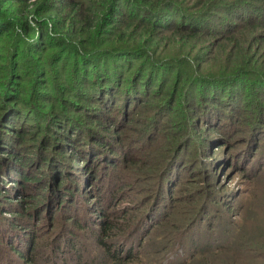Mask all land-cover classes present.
<instances>
[{"label": "trees", "instance_id": "obj_1", "mask_svg": "<svg viewBox=\"0 0 264 264\" xmlns=\"http://www.w3.org/2000/svg\"><path fill=\"white\" fill-rule=\"evenodd\" d=\"M36 1L14 0L22 6L17 12L19 33L10 31L16 25L11 22L5 31L14 46L5 54L12 52V58L20 59L19 65H2L4 75L19 66V75L8 78L19 88L12 96L0 84V181L16 174L17 185L46 191V203L54 198L61 207L73 194L74 183L65 186L70 173L62 172L64 162L50 152L64 142L86 154L79 164L102 156L106 166L101 170L111 172L108 182L122 189L125 175L151 168L150 160L160 161V144L171 140L190 144L192 126L208 130L212 123H227L232 128L233 113L248 104L246 89L258 88L264 100V0H43L46 16L39 20L41 8L32 10ZM248 26L253 31H244ZM172 37L181 41L173 47L177 50L168 46ZM218 58L224 67L211 72ZM7 60L5 55L3 61ZM58 70L69 78V88L59 87ZM48 76L50 82L44 84L41 79ZM93 104L104 111L96 114ZM253 105L258 109L255 122L264 127L263 102ZM15 115L27 126L19 122L13 132L8 121ZM171 126L177 127L175 133ZM49 128L57 130L56 137L44 135ZM160 129L165 132L159 143L151 141ZM137 130L142 133L134 140ZM107 133L111 140L124 142L108 143ZM152 144L158 145L154 152ZM105 146L107 151H102ZM148 147L151 152H144ZM179 157L174 156L173 170L177 164L182 167ZM25 167L29 174L54 168V186L45 184V177H29ZM30 194L31 202H44L37 191Z\"/></svg>", "mask_w": 264, "mask_h": 264}, {"label": "rangeland", "instance_id": "obj_2", "mask_svg": "<svg viewBox=\"0 0 264 264\" xmlns=\"http://www.w3.org/2000/svg\"><path fill=\"white\" fill-rule=\"evenodd\" d=\"M43 2L37 0L32 7V10L41 8L39 14L36 12L37 20L46 16ZM21 7L14 0H0V84L12 96L18 94L19 87L8 82V78L19 75V66L4 75L2 65L8 67L9 62L19 65L20 57L12 58V52L5 54L10 46L14 48L12 37H6L5 31L11 22L16 25L10 31L19 33ZM30 24L37 31L33 19ZM244 31L253 30L248 26ZM167 42H171L169 48L181 43L175 37ZM184 43L193 46V42ZM5 55L8 63L3 61ZM215 62L211 72L224 67L220 58ZM55 78L60 88L62 85L69 88V78L63 72L58 70ZM41 80L49 83L50 77ZM248 91L243 96L249 105L241 104L233 113L232 128L227 123L213 124L212 119L208 130L192 126L190 144L165 142L159 146L162 158L158 162L150 160L151 168L132 171L131 176L118 172L120 178L124 175L126 178L121 183L122 189H117L120 184L114 187L108 182L111 172L109 168L106 173L101 170L106 166L102 156L93 162L86 159L85 165L79 164L86 154L67 142L59 149L49 148L64 162L60 161L64 165L62 172L70 173L65 186L74 183L73 194L67 196L63 206L58 207L54 198L46 203L44 190L17 185L16 174L0 181V264H264V127L256 124L258 109L253 105L258 101L264 106V100L260 99L258 88ZM92 106L96 114L104 111ZM222 111L227 113L226 108ZM8 122L15 132L21 120L15 115ZM22 124L27 126L24 120ZM134 126L133 123L131 128ZM176 129V126L170 128L174 133ZM164 132L156 130L151 141L159 143ZM56 133L57 130L49 128L44 135L52 138ZM140 133L141 130L135 131L131 138L135 140ZM105 136L112 145L124 142L111 140L110 133ZM32 139L29 137L28 141ZM157 146L151 145L152 152ZM106 148L102 151H107ZM151 150L148 147L144 152ZM33 153L31 150L30 157ZM176 154L182 159V167L177 164L173 170ZM106 155L116 159L115 155ZM67 167L75 171L69 172ZM110 169L115 168L111 165ZM26 171L29 177H45V184L54 186V168L34 169L32 174ZM33 191L44 197L40 205L29 200Z\"/></svg>", "mask_w": 264, "mask_h": 264}]
</instances>
